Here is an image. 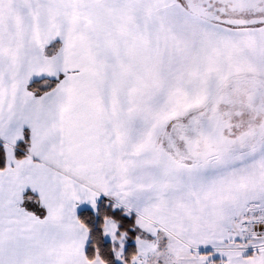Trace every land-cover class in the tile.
<instances>
[{
	"label": "snow or ice",
	"instance_id": "snow-or-ice-1",
	"mask_svg": "<svg viewBox=\"0 0 264 264\" xmlns=\"http://www.w3.org/2000/svg\"><path fill=\"white\" fill-rule=\"evenodd\" d=\"M0 264H264V0H0Z\"/></svg>",
	"mask_w": 264,
	"mask_h": 264
}]
</instances>
